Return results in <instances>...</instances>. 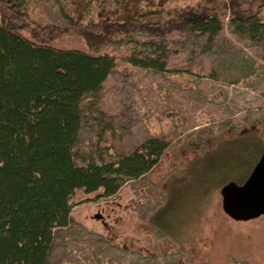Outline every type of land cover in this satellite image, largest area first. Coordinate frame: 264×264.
<instances>
[{
  "label": "rangeland",
  "instance_id": "rangeland-1",
  "mask_svg": "<svg viewBox=\"0 0 264 264\" xmlns=\"http://www.w3.org/2000/svg\"><path fill=\"white\" fill-rule=\"evenodd\" d=\"M28 1L32 19L63 23L52 0ZM66 8L79 18L98 10L82 0ZM144 39L104 49L115 66L83 101L74 161H111L158 136L167 149L112 196L77 190L68 225L54 230L49 264H264V214L235 221L220 193L230 181L242 184L261 155L264 36L239 34L227 18L210 40L174 32L161 41L164 70L130 62L148 51ZM56 44L86 49L73 32Z\"/></svg>",
  "mask_w": 264,
  "mask_h": 264
},
{
  "label": "trees",
  "instance_id": "trees-1",
  "mask_svg": "<svg viewBox=\"0 0 264 264\" xmlns=\"http://www.w3.org/2000/svg\"><path fill=\"white\" fill-rule=\"evenodd\" d=\"M52 1L63 23L32 19L28 0H0V264H49L54 230L68 225L77 190L112 196L167 149L164 136L151 137L114 160L75 163L83 101L115 66L107 45L149 38L148 51L130 62L164 70L161 41L174 32L210 40L227 18L239 34L264 36V0H82L98 7L83 18L66 8L81 0ZM72 32L86 49L56 44Z\"/></svg>",
  "mask_w": 264,
  "mask_h": 264
},
{
  "label": "water",
  "instance_id": "water-1",
  "mask_svg": "<svg viewBox=\"0 0 264 264\" xmlns=\"http://www.w3.org/2000/svg\"><path fill=\"white\" fill-rule=\"evenodd\" d=\"M220 193L223 211L235 221H248L264 214V144L247 179L242 184L228 182Z\"/></svg>",
  "mask_w": 264,
  "mask_h": 264
}]
</instances>
